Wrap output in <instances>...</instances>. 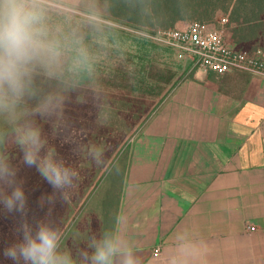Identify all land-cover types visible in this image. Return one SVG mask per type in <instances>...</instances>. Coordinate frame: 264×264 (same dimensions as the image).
Returning <instances> with one entry per match:
<instances>
[{
  "label": "crops",
  "instance_id": "obj_1",
  "mask_svg": "<svg viewBox=\"0 0 264 264\" xmlns=\"http://www.w3.org/2000/svg\"><path fill=\"white\" fill-rule=\"evenodd\" d=\"M53 1L108 16L102 0ZM103 229L141 264H170L181 235L200 264H264V78L199 72L174 89L131 143Z\"/></svg>",
  "mask_w": 264,
  "mask_h": 264
},
{
  "label": "clouds",
  "instance_id": "obj_2",
  "mask_svg": "<svg viewBox=\"0 0 264 264\" xmlns=\"http://www.w3.org/2000/svg\"><path fill=\"white\" fill-rule=\"evenodd\" d=\"M48 0H0V206L7 214H19L15 231L18 239L3 250L14 264H141L132 244L114 230H101L77 246L75 254L63 246V236L50 219L29 223L28 197L19 167L12 163L9 149L22 153L21 163L34 167L53 188L40 198L49 205V216L57 194L70 199L80 181V173L57 152L50 142L72 144L73 152L96 167L105 165V148L85 143L84 131L68 114L70 104L91 103L96 121L110 118L106 97L93 87H83V72H90L83 49L72 68H63L61 42L49 36L45 19ZM42 74L51 83L38 87L35 77ZM43 124L50 126L46 132ZM178 254L170 264H200V249L181 235Z\"/></svg>",
  "mask_w": 264,
  "mask_h": 264
},
{
  "label": "rangeland",
  "instance_id": "obj_3",
  "mask_svg": "<svg viewBox=\"0 0 264 264\" xmlns=\"http://www.w3.org/2000/svg\"><path fill=\"white\" fill-rule=\"evenodd\" d=\"M227 11L228 7L217 11L210 22L215 27L221 26L219 22L227 17ZM107 17L95 16L82 7L48 0L45 19L49 36L59 40L63 46V68L70 70L78 50L83 49L88 58L89 76H94L83 87L85 90L95 87L106 97L110 118L103 125L97 123L96 110L91 103L68 106V114L76 127L84 131V142L105 148V165L96 167L87 158L75 155L72 144H61L60 138L50 139L60 156L78 169L81 179L67 202L57 194L49 216V205L41 207L40 198L52 194L53 188L34 167L21 163L22 153L18 148L9 149L12 163L19 167L18 178L24 181L29 223L35 225L40 219H50L60 230L65 249L72 250L74 254L77 246H86L88 237L104 230L105 219L112 218L118 204L119 189L113 188L109 174L118 158H127L131 143L156 115L170 93L190 79L198 67L185 48L150 37L142 30L108 22L105 20ZM189 23L192 22H185ZM149 37L152 39L149 40ZM115 69L127 72L124 81L110 76ZM138 76L146 80V89L140 93L132 90L134 78ZM224 76L218 75L219 78ZM150 78L161 79V82L169 80V84L160 87L161 95L157 98L146 95L152 87ZM35 80L38 87H48L51 83L39 73ZM42 126L50 132L49 125ZM19 223V214H7L0 206V264H14L4 257L3 250L18 239L15 229Z\"/></svg>",
  "mask_w": 264,
  "mask_h": 264
},
{
  "label": "trees",
  "instance_id": "obj_4",
  "mask_svg": "<svg viewBox=\"0 0 264 264\" xmlns=\"http://www.w3.org/2000/svg\"><path fill=\"white\" fill-rule=\"evenodd\" d=\"M107 5L108 22L121 24L130 29L143 31L150 37L165 40L160 32L175 29L178 22L208 23L217 11L228 7V23L225 30L230 41L239 51L253 52L264 50V0H102ZM149 37V40L152 39ZM147 38V41H149ZM253 48V49H251ZM67 67H65L66 70ZM115 69L116 79L124 81L127 72ZM143 72V71H142ZM140 72V73H142ZM213 73V72H208ZM83 85L92 81L94 76L88 72L82 73ZM132 90L140 93L146 89L143 76L134 78ZM152 87L149 96L159 97L160 87L169 84V80L150 78ZM119 87H122L118 85ZM159 90V92H158ZM145 96L142 94L141 96ZM138 96V95H137ZM136 96V97H137ZM126 157L118 158L112 172L109 174L111 185L121 190L122 175L125 169ZM119 197L116 199L118 202Z\"/></svg>",
  "mask_w": 264,
  "mask_h": 264
},
{
  "label": "built area",
  "instance_id": "obj_5",
  "mask_svg": "<svg viewBox=\"0 0 264 264\" xmlns=\"http://www.w3.org/2000/svg\"><path fill=\"white\" fill-rule=\"evenodd\" d=\"M227 17L215 27L208 23H189L186 30L173 29L160 32L167 43L175 47L181 46L192 54L195 60L196 73L213 72L225 75L244 72L264 78V50L253 52L239 51L230 41L225 30ZM248 232H254L255 226L246 225Z\"/></svg>",
  "mask_w": 264,
  "mask_h": 264
}]
</instances>
